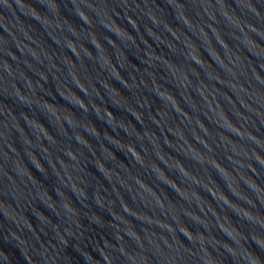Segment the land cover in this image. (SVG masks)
<instances>
[{"label": "water", "instance_id": "water-1", "mask_svg": "<svg viewBox=\"0 0 264 264\" xmlns=\"http://www.w3.org/2000/svg\"><path fill=\"white\" fill-rule=\"evenodd\" d=\"M0 264H264V0H0Z\"/></svg>", "mask_w": 264, "mask_h": 264}]
</instances>
